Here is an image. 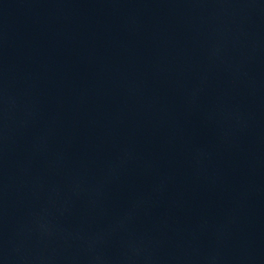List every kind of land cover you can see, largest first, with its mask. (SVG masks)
I'll return each instance as SVG.
<instances>
[{
	"label": "water",
	"instance_id": "95a60500",
	"mask_svg": "<svg viewBox=\"0 0 264 264\" xmlns=\"http://www.w3.org/2000/svg\"><path fill=\"white\" fill-rule=\"evenodd\" d=\"M0 264H264V0H0Z\"/></svg>",
	"mask_w": 264,
	"mask_h": 264
}]
</instances>
